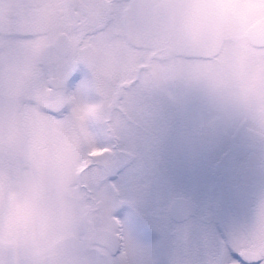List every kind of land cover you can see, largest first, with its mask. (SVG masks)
I'll return each mask as SVG.
<instances>
[{"label":"rangeland","instance_id":"374dc122","mask_svg":"<svg viewBox=\"0 0 264 264\" xmlns=\"http://www.w3.org/2000/svg\"><path fill=\"white\" fill-rule=\"evenodd\" d=\"M161 4L131 0L137 36L146 47L127 57L117 40L88 53L89 80L75 90H51L44 80L45 73L60 75L84 55H71L68 62L58 57L49 38L60 23L25 40L0 39V264H95L97 251L78 244L84 218L90 231L110 226L121 201L99 173L82 175L90 199L77 186L75 170L94 139L87 117L106 120L114 89L150 56L149 72H164L166 81L141 99L136 126L125 133L135 158L130 171L140 177L129 191L136 202L129 210L130 230L144 240L148 219L166 229L175 195L198 202L191 219L202 242L222 235L216 226L227 232L252 220L264 196V152L240 148L250 147L244 137L249 133L264 140L256 129V102H264V46L252 47L244 31L264 16V0H167L162 11ZM59 5L60 0L4 4L20 19L39 8L54 9L60 17ZM5 72L24 77L28 90L10 94L3 86ZM236 85L245 86L243 94ZM65 108L59 118L51 114ZM225 163L237 170L238 186ZM134 235L128 243L138 250Z\"/></svg>","mask_w":264,"mask_h":264},{"label":"snow or ice","instance_id":"6c2138e0","mask_svg":"<svg viewBox=\"0 0 264 264\" xmlns=\"http://www.w3.org/2000/svg\"><path fill=\"white\" fill-rule=\"evenodd\" d=\"M59 6L62 39L58 48L65 62L71 55L88 54L117 40L122 42L121 54L127 57L146 47L137 36L131 0H60ZM88 80L87 69L75 66L67 76V88H81ZM124 80L114 89L107 119L90 125L94 139L85 153V171L101 174L102 183L121 201L113 213L116 227L111 244L95 255V264H264V196L249 223L234 226L210 241L197 238L190 214L184 217L183 225H178L175 215H169L163 231L151 219L146 220L144 240L132 233L134 212L129 210L135 209L136 202L130 199L129 191L140 177L130 171L135 158L127 147L125 133L136 126L134 114L141 99L165 85L166 74L149 72L148 66H142L128 72ZM66 110L51 114L59 118ZM129 235L140 242L138 250L129 246Z\"/></svg>","mask_w":264,"mask_h":264},{"label":"flooded vegetation","instance_id":"af4514ba","mask_svg":"<svg viewBox=\"0 0 264 264\" xmlns=\"http://www.w3.org/2000/svg\"><path fill=\"white\" fill-rule=\"evenodd\" d=\"M1 1H5V2H9L11 0H0V39H4V40H8V37H19L20 40H25L27 37H35L37 36V33H40L39 31H50L53 30L56 25L58 23H60L59 21V15L56 13V11L54 9H40L33 13V15L31 17L27 16L28 19H24V18H17L16 16H12L10 14V7L4 6L5 2H1ZM133 2L136 0H132ZM162 4H161V11L163 9H165V5L164 3L167 2V0H161ZM164 2V3H163ZM62 39V29H60L59 31L55 32L52 36H50L49 40L51 43V47L53 48V50L55 51V53L58 55V57H60L62 59V52L59 50L58 45L60 40ZM42 40V39H41ZM15 41V40H13ZM39 42H43L39 41ZM39 47V46H38ZM162 49V47H161ZM88 55L84 54L82 57V60H75L73 63V66H71L70 68L66 69L62 74L58 75V74H53V73H45V84L48 88H50L51 90H63V89H67V76L69 74V72L78 65H83L86 69L91 68V61L88 60ZM153 57L150 56L147 59L146 62V66L149 67V69H152L153 67ZM78 61V62H77ZM71 62V60H70ZM38 65L40 66V68H44L45 67V63L43 61H39ZM5 76L3 78V86L4 88L12 95H21L24 94L29 87V83L27 82V80L24 77H17V76H12L11 74H7L9 72H5ZM67 75V76H66ZM54 79V80H53ZM65 79V80H64ZM9 81H17L18 83H22L26 85V90L25 92L19 94L16 92H13L9 87H8V82ZM87 124L90 126L91 124L94 123H98L96 119H94L92 116L87 117ZM91 132V131H90ZM92 133V132H91ZM248 142H250V147H245V146H241L240 150L241 151H245L248 149H258V151H263L264 152V140L261 139L259 136L255 135V134H247L244 136ZM44 141V140H42ZM252 144H254L255 146L257 144H262L257 148H253ZM40 147L44 150L48 149V147H46L45 143L41 142L40 143ZM51 149L53 150V148L51 147ZM55 152V151H54ZM86 158V156H85ZM85 158H82V162L80 164L79 167L76 168L75 170V181L77 182V186L79 188L83 189L84 192V196L86 197V199H90L91 195H92V190L91 188L88 186V183L84 182L82 180V175L84 173V170L87 168L88 162H86ZM261 159L263 160V162L261 163L262 166H264V157L262 156ZM226 162V161H225ZM234 162V160H233ZM83 164V165H82ZM226 164V163H225ZM235 165V163H234ZM227 166V164H226ZM230 169V166H227L226 171H229V175L231 176V180L233 182L234 186H238L239 185V178L238 177V172L237 170L234 172V167L232 168V170H228ZM187 199V202L186 200ZM182 200V201H179ZM199 204L196 200H194L192 197L190 196H184V195H175L171 198V200L169 201V204L167 206V214L169 215H175L177 217V221L178 223L184 221V216L189 213L190 216H193L197 210L199 209ZM193 209V211L191 212V210ZM189 214L187 216H189ZM178 216L180 218H178ZM110 221H111V225L110 226H98L97 228L92 229L91 231L88 228V223H90L89 220H87V218H84V223L85 225L83 226V228H81L80 230V234L78 232V234L80 236H78V244H82V247H84V249L89 248H93V250H96L97 253H103L105 252L107 246H109L111 244V240H112V235L113 232L115 230L116 224H115V218L113 213L110 214ZM217 227V231L219 228H222L221 226L218 228ZM226 233V232H225ZM81 239V240H80ZM95 245V246H94ZM81 247V249H82ZM83 250V249H82Z\"/></svg>","mask_w":264,"mask_h":264},{"label":"water","instance_id":"95a60500","mask_svg":"<svg viewBox=\"0 0 264 264\" xmlns=\"http://www.w3.org/2000/svg\"><path fill=\"white\" fill-rule=\"evenodd\" d=\"M245 36L253 46H264V17L256 21L246 31ZM8 87L16 93H23L26 90V85L17 81H9ZM186 200V199H185ZM182 201V200H179ZM187 201V200H186ZM193 209L191 210V212ZM187 213L184 217H186ZM177 218V217H176ZM179 218V217H178Z\"/></svg>","mask_w":264,"mask_h":264},{"label":"clouds","instance_id":"9594fccd","mask_svg":"<svg viewBox=\"0 0 264 264\" xmlns=\"http://www.w3.org/2000/svg\"><path fill=\"white\" fill-rule=\"evenodd\" d=\"M235 87L239 90L241 94H243L245 90L244 85H236ZM256 112L259 118L256 124V129L260 132H264V102L260 101L259 99H257L256 102Z\"/></svg>","mask_w":264,"mask_h":264}]
</instances>
